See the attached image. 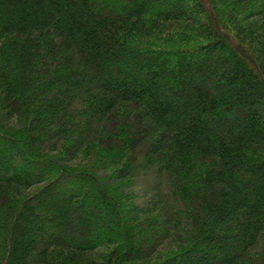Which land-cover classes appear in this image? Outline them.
Segmentation results:
<instances>
[{"label":"trees","instance_id":"16d2710c","mask_svg":"<svg viewBox=\"0 0 264 264\" xmlns=\"http://www.w3.org/2000/svg\"><path fill=\"white\" fill-rule=\"evenodd\" d=\"M0 264H264V0H0Z\"/></svg>","mask_w":264,"mask_h":264},{"label":"rangeland","instance_id":"374dc122","mask_svg":"<svg viewBox=\"0 0 264 264\" xmlns=\"http://www.w3.org/2000/svg\"><path fill=\"white\" fill-rule=\"evenodd\" d=\"M83 163H86V164L88 163V164H89V163H90V160H88V159H84L83 162H81V165H83ZM135 189H136V188H135ZM137 199H138V198L136 197V201H137Z\"/></svg>","mask_w":264,"mask_h":264}]
</instances>
